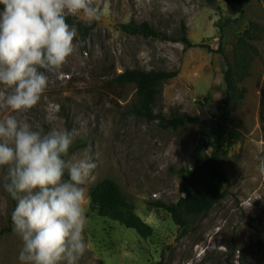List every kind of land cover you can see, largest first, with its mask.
I'll list each match as a JSON object with an SVG mask.
<instances>
[{
    "label": "rangeland",
    "instance_id": "obj_1",
    "mask_svg": "<svg viewBox=\"0 0 264 264\" xmlns=\"http://www.w3.org/2000/svg\"><path fill=\"white\" fill-rule=\"evenodd\" d=\"M99 20L85 40L75 25V50L57 72L46 73L48 87L36 107L13 113L4 102L9 90L0 87V120L14 115L34 130H71L84 119L86 130L69 155L91 156L97 168L83 186L86 193V251L78 264H264V0H251L244 15L226 0H95ZM2 11V9H0ZM72 16V15H71ZM147 22L172 39L187 29L194 46L183 42L129 33L122 24ZM261 26L258 49L247 89L231 125L241 133L221 162L231 180L221 185L225 197L206 215L190 218L183 234L159 202L177 203L208 178L185 185L177 171L191 168V156L200 138L196 125L178 131L132 112L137 102L133 84L116 85L114 78L127 69L176 71L166 82L155 111L167 115L185 112L211 121L226 95V61L233 60L240 34L251 24ZM208 153L216 149L209 139ZM6 166L0 168V264H21L22 241L13 231L11 214L16 201L4 190ZM67 178V176L65 177ZM112 179L136 212L154 227L144 238L118 221L100 216L91 203V191Z\"/></svg>",
    "mask_w": 264,
    "mask_h": 264
},
{
    "label": "clouds",
    "instance_id": "obj_2",
    "mask_svg": "<svg viewBox=\"0 0 264 264\" xmlns=\"http://www.w3.org/2000/svg\"><path fill=\"white\" fill-rule=\"evenodd\" d=\"M0 87L13 113L38 105L49 77L75 50L76 31L68 15L99 20L95 0H0ZM78 118L71 130L46 134L14 115L0 120V168L4 190L16 201L13 231L22 241L21 264H78L86 251V193L97 163L69 155L86 130ZM264 172V162L261 163ZM67 176V178H65Z\"/></svg>",
    "mask_w": 264,
    "mask_h": 264
},
{
    "label": "trees",
    "instance_id": "obj_3",
    "mask_svg": "<svg viewBox=\"0 0 264 264\" xmlns=\"http://www.w3.org/2000/svg\"><path fill=\"white\" fill-rule=\"evenodd\" d=\"M210 1L216 2V0ZM226 1L235 13L242 16L251 0ZM0 9L3 10V5H0ZM66 20L69 25L77 27L85 40L94 28L93 24L80 21L71 15H68ZM121 26L129 33H142L146 36L180 41L188 47L194 46L187 36L185 26L182 27V33L174 39L147 22L122 24ZM260 32L261 26L258 23H251L240 34L233 50V60L227 56L221 43L218 52L223 55L227 64L224 71L226 95L219 108V114L211 121L202 120L180 111L170 115H167L164 110L155 111L165 83L177 76L176 71L127 69L113 80L120 87L129 84L136 86L138 99L131 110L138 117L156 120L162 128L172 131H178L190 124L198 128L200 138L191 156V168H181L177 173L186 186L193 188L196 177L199 175L207 177L209 180L206 189L200 190L196 187L194 192L187 193L177 203L159 202L156 204L157 207L163 208L171 215L173 221L182 228L183 234L188 231L190 218L206 215L225 197L226 191L221 185L230 186L231 184L221 159L241 138L240 131L232 127L230 120L232 113L238 109L246 96L247 89L241 86V83L250 75L255 55L259 52L253 41L261 37ZM209 139H213L216 144V149L211 153H208ZM91 203L92 208L100 216L118 221L127 228L136 230L144 238L153 236L154 227L136 212L135 206L127 200L114 180L105 179L98 183L91 191ZM156 264H164V261L161 260Z\"/></svg>",
    "mask_w": 264,
    "mask_h": 264
}]
</instances>
